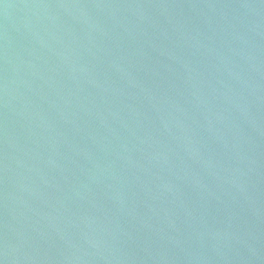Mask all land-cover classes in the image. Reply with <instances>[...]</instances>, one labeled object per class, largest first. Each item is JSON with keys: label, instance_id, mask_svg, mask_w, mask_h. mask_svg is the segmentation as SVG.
<instances>
[{"label": "water", "instance_id": "obj_1", "mask_svg": "<svg viewBox=\"0 0 264 264\" xmlns=\"http://www.w3.org/2000/svg\"><path fill=\"white\" fill-rule=\"evenodd\" d=\"M0 264H264V0H0Z\"/></svg>", "mask_w": 264, "mask_h": 264}]
</instances>
